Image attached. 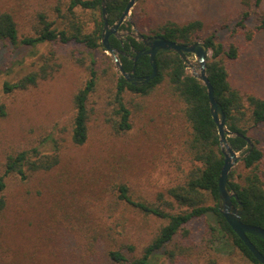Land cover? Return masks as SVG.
<instances>
[{
	"label": "rangeland",
	"instance_id": "1",
	"mask_svg": "<svg viewBox=\"0 0 264 264\" xmlns=\"http://www.w3.org/2000/svg\"><path fill=\"white\" fill-rule=\"evenodd\" d=\"M69 2L0 0V10L14 13L21 34H34V18L40 12L57 20L61 27L57 7L67 12ZM244 2L137 0L125 20L131 22V28L120 33L157 35L168 22L201 20L203 28L197 32L196 40L204 41L217 34V42L239 46L240 56L228 61L232 86L244 98L249 93L264 97V32L248 38L246 29L237 27ZM257 12L264 14V0ZM77 13L87 24L93 19L90 10L79 8ZM255 24L252 14L247 28ZM53 51L61 66L52 78L16 96L5 93L6 81H16L36 69L41 56ZM90 52L101 61L102 77L100 74L88 101L89 139L78 147L71 140L73 98L90 77ZM120 75L113 57L102 48L89 50L54 41L35 47L0 44V102H5L8 110L5 117L0 116V173L6 156L23 149L39 147L43 152H53L58 145L62 157L58 167L31 182L14 175L7 179L9 205L0 214V264H114L105 253L108 249L120 248L130 257L139 256L162 225L161 220L140 216L137 208L123 203L117 186L126 184L135 200L156 202L160 192L166 193L170 186L183 181L191 163L182 152L185 122L178 114L181 104L171 95L167 83L148 96L128 91L124 100L133 112L132 127L118 133L112 123L119 118L115 96L116 77ZM256 129L249 133L264 147V129ZM49 133L55 136L57 145L44 140ZM241 159L233 167L238 172ZM213 219L209 216L194 223L196 243L203 246L200 239L207 221L213 223ZM108 227L120 233L110 234ZM207 246L186 264H254L239 251L231 254L233 249L227 240ZM152 264L171 263L167 256L159 255Z\"/></svg>",
	"mask_w": 264,
	"mask_h": 264
},
{
	"label": "trees",
	"instance_id": "2",
	"mask_svg": "<svg viewBox=\"0 0 264 264\" xmlns=\"http://www.w3.org/2000/svg\"><path fill=\"white\" fill-rule=\"evenodd\" d=\"M129 0H107L109 23L112 25L124 11ZM263 0H245V10L237 27L246 29V36L252 38L258 32H264V14L258 13ZM90 10L93 19L85 22L76 11ZM254 10V11H253ZM61 27L57 20H51L43 12L34 19L36 25L34 34H21L20 23L14 13L0 10V44L11 42L35 47L45 42H60L62 45H82L89 50L103 48L102 31L104 20L102 17V0H70L67 12H61L57 7ZM100 11L101 16L94 14ZM255 14L254 28H247V20ZM227 27V26H226ZM130 29L131 22L124 21L119 30ZM203 28L201 20H192L184 24L168 22L157 32L168 39L182 42L197 41V32ZM123 37L112 35L110 43L121 52L120 60L126 71L134 66V56L137 50L144 47L130 31ZM217 34L204 40L211 54L207 63V74L214 87L215 98L222 104L226 116L227 127L233 133L228 136L230 145L241 152L238 172L232 169L228 185L236 192L245 205L242 220L245 223L264 227V147L260 146V139L250 135V129L262 127L264 129V97L256 93H249L246 98L235 89L229 79L228 61L240 56L239 46L231 42H217ZM90 77L73 98L75 115L71 131V140L78 147L84 146L89 139V109L88 101L95 90L101 74V61L90 52ZM107 56V55H106ZM109 59V57L107 56ZM106 58V59H107ZM56 52L41 56L37 68L18 78L16 81H6L4 91L9 96L30 91L42 82L52 78L61 66ZM107 59V60H108ZM39 61V60H38ZM83 62V58L79 57ZM109 61V60H108ZM158 75L143 86H136L127 82L122 76L116 77V96L119 118L112 125L116 132L121 133L132 127V109L126 105L124 94L128 91L141 96L151 95L162 83H167L171 95L180 102L179 116L184 120L182 133V152L191 163L184 174L183 181L170 186L166 193L160 192L155 202L138 201L132 198L129 188L121 183L117 186L119 199L136 210L140 216L154 217L163 223L159 226L154 237L143 247L139 256H128L120 248H110L105 253L114 264H152L156 256H167L171 264H186L205 246L228 241L235 251L242 253L246 260L254 264H262L249 249L246 243L230 226L220 212L219 177L224 165V154L221 148L220 135L213 119L207 87L183 66L179 54L173 51L161 52L157 55ZM111 67V65H110ZM107 73L108 68H103ZM152 71L149 55H142L136 64V75L145 76ZM102 77V74H101ZM8 114L7 104L0 102V116ZM241 133L242 135H239ZM246 137H249L251 144ZM46 141L57 145L54 135L49 133ZM61 154L57 145L53 152H43L39 147H32L11 153L3 163L4 171L0 173V214L8 209V182L11 176H19L23 182H31L37 177L53 171L61 164ZM234 204H237L233 200ZM214 217L213 223L207 221L202 244L194 231L196 221ZM116 228L108 227L110 234H119ZM249 237L257 248L264 254V239L253 234ZM207 246V247H208ZM131 247V245L129 246ZM201 254H199L200 256ZM196 257V256H195Z\"/></svg>",
	"mask_w": 264,
	"mask_h": 264
},
{
	"label": "water",
	"instance_id": "3",
	"mask_svg": "<svg viewBox=\"0 0 264 264\" xmlns=\"http://www.w3.org/2000/svg\"><path fill=\"white\" fill-rule=\"evenodd\" d=\"M137 0H129L122 14L118 17L114 24L109 23L107 0H102V17L104 26L102 31V46L105 52L109 53L115 62L120 74L130 84L143 86L153 80L158 75L157 55L161 52L173 51L179 54L182 59L183 66L190 70L193 76L198 78L207 87L210 100V109L213 119L217 125L220 135L221 148L224 154V165L219 177V203L220 212L224 215L230 226L238 234V236L246 243L255 257L264 264V254L253 243L249 234L264 239V227L245 223L242 220L245 211V205L241 201L239 195L230 189L228 185L229 175L235 164L242 158L229 143L228 136L233 133L227 127V116L222 104L215 98L214 87L207 74V63L209 58V48L204 41L182 42L178 40L168 39L163 35H145L142 33L133 34L137 39L141 40L144 47L137 50L134 56V66L130 71H126L120 60L121 52L113 47L110 43V36L115 35L121 37L120 27L123 22L130 16L131 9ZM142 55H149L152 65V71L145 76L136 75V64ZM192 57H195L194 60ZM239 135H242L239 133ZM249 143L251 140L246 137ZM233 200L237 204H234Z\"/></svg>",
	"mask_w": 264,
	"mask_h": 264
},
{
	"label": "flooded vegetation",
	"instance_id": "4",
	"mask_svg": "<svg viewBox=\"0 0 264 264\" xmlns=\"http://www.w3.org/2000/svg\"><path fill=\"white\" fill-rule=\"evenodd\" d=\"M112 36V35H111ZM111 36H110V38H111ZM121 37H123V36H121Z\"/></svg>",
	"mask_w": 264,
	"mask_h": 264
}]
</instances>
